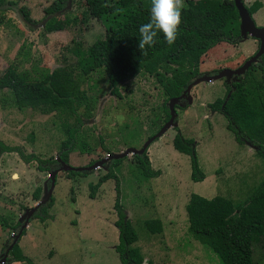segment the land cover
Listing matches in <instances>:
<instances>
[{
  "label": "rangeland",
  "instance_id": "rangeland-1",
  "mask_svg": "<svg viewBox=\"0 0 264 264\" xmlns=\"http://www.w3.org/2000/svg\"><path fill=\"white\" fill-rule=\"evenodd\" d=\"M54 1L64 2V10L57 15L64 25L44 35L40 25L22 22L13 8L7 4L0 6V75L8 66H14L18 73L26 72L30 80H35L43 70L71 67L88 108L81 106L76 110L83 122L76 147L68 153L67 165L95 166L85 176H71L58 169V163L50 193L53 202L47 208L52 219L39 221L27 215L36 204L31 194L36 186L48 190L51 172L39 171L34 161L22 162L14 152L0 153V264H5L1 260L7 256L6 251L21 228L24 233L19 237L18 246L32 264H120L114 251L118 235L113 224L116 219L112 208L114 181L105 180L94 198L88 196V184L95 183L105 172V161L97 165L99 160H106L111 154H123L129 148L137 150L158 131L164 124L162 101L165 95L155 79L146 73H139L123 83L118 98L109 93L100 70L87 74L79 71L77 64L83 57L82 52L104 36L107 23L118 13L94 18L82 0H5V3L25 6L29 19L39 21L44 8ZM103 1L110 5L117 0ZM252 1L243 0V3L247 6ZM251 17L254 21L256 13ZM254 24L264 25L260 20ZM255 46L256 41L251 37L236 44L222 41L205 52L198 71L203 75L214 74L224 67L232 69L235 62L248 57ZM210 86L202 81L195 84L193 93L189 90V96L194 95L193 109L184 112V108H174L179 132L198 142L195 151L199 167L205 174L203 180L190 181L187 155L171 145L175 134L172 127H167L146 150L151 163L160 165L162 174L144 177L134 165L131 153H126L114 167L120 182V204L136 233L132 246L143 258L142 264H221L210 249L187 231L182 208L187 194L192 189L201 192L203 188L206 193L199 195L206 198L220 195L236 205L245 200L264 175V161L255 149L235 142L232 135L224 131L223 124L205 115V103L213 91ZM185 101L186 97H182L178 103ZM195 113L198 115L196 122ZM63 120L64 115L56 111L42 113L37 108L18 109L11 103L8 90H0V140L5 145L16 146L25 154L33 153L43 159L55 158L64 138ZM66 121L71 124L73 118L68 117ZM98 136L108 152L100 147ZM156 179L159 181L154 182ZM155 184L171 192L166 189V194H158ZM43 196L44 193H40V198ZM72 196L75 197L73 202ZM154 218L160 221L161 230L150 233L143 223ZM261 251H264L261 246L253 248L255 264H264ZM8 264L26 263L13 261Z\"/></svg>",
  "mask_w": 264,
  "mask_h": 264
},
{
  "label": "trees",
  "instance_id": "trees-1",
  "mask_svg": "<svg viewBox=\"0 0 264 264\" xmlns=\"http://www.w3.org/2000/svg\"><path fill=\"white\" fill-rule=\"evenodd\" d=\"M82 1L94 18L100 19L107 14L116 15V13L119 16L113 17L112 22L107 23L102 38L94 40L82 52L83 57L77 64L80 67L79 71L87 74L90 71L100 70L105 76L109 93L118 98L120 97L119 88L126 81L139 73L152 76L165 95L162 101L163 122L169 118L168 100L179 97L189 82L200 75L198 71L200 57L209 48L222 41L236 44L242 39L239 32V15L233 0H186V8L182 10L181 24L175 43L168 45L164 41L163 34L158 33L157 43L151 47L146 46L147 54L143 55L138 48L140 35L138 29L149 20L150 0H117L110 5H105L103 0ZM3 4L13 8L26 22L36 25L43 22L41 26L43 35L60 30L64 25V21L55 16L64 8L62 1H54L45 7L42 19L39 21L29 19L25 6L0 0V6ZM243 6L251 17L261 3L254 0L248 6L244 4ZM258 44L259 42L257 46ZM262 54L242 75L233 76L228 82H224L223 96L214 99L207 106L224 117L226 129L232 133L235 142L247 143L264 161ZM253 69L260 71L259 80L253 79L251 73ZM23 73H18L14 66H8L0 75V90L3 88L8 90L11 103L18 109L31 107L37 108L42 113L49 111L62 113L64 120L61 122V127L64 138L59 143L55 158L43 159L33 153L25 154L20 148L5 145L1 140L0 153L14 152L22 162L34 161L39 171L51 172L57 167L58 161L68 164V153L76 147L79 127L83 122L76 110L81 106L88 108L85 95L79 89L71 67L59 66L52 70H43L40 77L35 80H30L26 72ZM176 107L184 108L185 106L174 105V108ZM68 117L73 118L71 124L66 121ZM172 128L175 129V134L171 145L176 151L187 155L190 168L189 179L192 182L203 180L205 174L197 161L194 140L183 137L176 125ZM98 141L100 147L108 152L99 136ZM80 144L84 146L82 140ZM146 150L147 148L139 154H132L134 165L139 168L144 177H157L160 171L151 167ZM123 158L125 157L110 158L103 164L105 172L97 177L95 183L88 184V196L93 198L97 188L105 180L114 181L115 195L112 208L116 219L113 224L118 231L114 251L117 253L120 264H142L143 258L132 246L136 240V233L120 204V182L114 172V167ZM88 173L89 171L78 170L66 172L71 176H85ZM40 193L41 187L36 186L31 194L32 199L37 201ZM70 200L74 201L73 196ZM52 202L50 195L44 204L33 211L31 218H37L39 221L52 219L47 212ZM184 210L188 233L210 249L221 264H255L253 248L261 246V249H264V175L241 203L233 205L229 199L220 195L206 198L190 193ZM143 224L150 233L161 230L160 221L157 219L144 220ZM23 233L24 229L14 236V241L6 251L7 256L3 261L5 264L13 261L32 264L18 246L19 237ZM260 255L264 259V251H261Z\"/></svg>",
  "mask_w": 264,
  "mask_h": 264
},
{
  "label": "water",
  "instance_id": "water-1",
  "mask_svg": "<svg viewBox=\"0 0 264 264\" xmlns=\"http://www.w3.org/2000/svg\"><path fill=\"white\" fill-rule=\"evenodd\" d=\"M233 2H234L235 7L237 8L238 15H239V32H240V35L242 36V38H245L246 36H250L259 42L256 52L254 54H252L250 57H248L240 66H238L235 69H222L219 72H217L216 74L202 75L200 77H196L193 80H191L189 82V84L185 87V89L183 90L182 94L179 97L171 98L168 100V102H167L168 103V110H169L168 120L165 121L164 124L158 129V131L155 134H153V136L149 137V139H147L146 142L139 149L136 150L133 148H129L123 154H120V155H112L111 154L108 156V158L106 160H104V159L99 160L97 165H101V163L103 161L106 162L110 158L124 157L126 153H131V154L141 153L145 148H147V146H149L150 142H152L155 138L159 137L165 131V129L167 127L174 126L175 125L174 118L176 116L174 105L184 106L185 103L190 102V97L188 96V90L192 84L196 83L199 80H209V79H212L215 77H220L223 75L226 76V82H227L233 76L242 75L251 63H254L257 61L258 57L264 51V28L255 26L252 18L248 15L247 11L245 10V8L243 6L244 3L242 0H233ZM64 8L61 11L57 12L55 14V16H57L60 12H62L64 10ZM19 18L22 22H26L22 19V17L19 16ZM42 24H43V22H40L37 25L42 26ZM182 97H186V101H185V103L180 104V103H178V100ZM58 163H59L58 169H60L62 171H68V170L90 171L95 166V164H93V165L88 166V167H71V166H68L67 164L60 162V161H58ZM61 165H63V166H61ZM54 176H55V169H54V171L53 170L51 171V176H50L51 180H50L48 190H44L43 198L38 200L36 202V204L33 206V208H31V210L29 212H27L28 217L32 215L33 211L36 208H38L40 205L44 204L47 201V199L49 198L50 193H51V189L53 187ZM24 222L26 224L27 219L24 220ZM1 261H4V257L2 258Z\"/></svg>",
  "mask_w": 264,
  "mask_h": 264
},
{
  "label": "clouds",
  "instance_id": "clouds-1",
  "mask_svg": "<svg viewBox=\"0 0 264 264\" xmlns=\"http://www.w3.org/2000/svg\"><path fill=\"white\" fill-rule=\"evenodd\" d=\"M184 8L185 0H150L149 20L138 29V48L143 55L147 54L146 46L157 43L158 33L163 34L168 45L175 43Z\"/></svg>",
  "mask_w": 264,
  "mask_h": 264
},
{
  "label": "crops",
  "instance_id": "crops-1",
  "mask_svg": "<svg viewBox=\"0 0 264 264\" xmlns=\"http://www.w3.org/2000/svg\"><path fill=\"white\" fill-rule=\"evenodd\" d=\"M243 1V0H242ZM254 1V0H253ZM252 1V2H253ZM257 1H259V0H257ZM251 2V3H252ZM260 3H261V6L254 12V13H252V15L253 14H255L256 13V19H255V17H253L254 18V21H257V20H260L262 23H264V1H259ZM248 6V5H247ZM262 10V11H261ZM252 18V17H251ZM253 20V19H252ZM253 21V22H254ZM256 26V25H255ZM262 26H264V25H262ZM262 26H257V27H262ZM262 28H264V27H262ZM247 37H250V36H246L245 38H242L241 40H240V42H242V41H244V40H246V38ZM252 38V37H251ZM255 41H256V46H255V50L258 48V46H257V40L255 39ZM239 42V41H238ZM255 50L254 51H252L251 53H250V55L248 56V57H250L254 52H255ZM204 57H206V53H205V55H202L201 57H200V59H204ZM248 57H246V58H243V59H241V60H239V61H236L235 62V66H240ZM201 63V60L199 61V64ZM237 63V64H236ZM234 66V68H232V69H235L236 67ZM223 68V67H222ZM220 69V68H219ZM223 69H226V67H224ZM231 69V68H230ZM220 70H222V69H220ZM219 70V71H220ZM218 71V72H219ZM217 73V72H216ZM216 73H214V74H216ZM251 73H252V77H253V79L254 80H259V77H260V71L258 70V69H253L252 71H251ZM203 75H213L212 73H209V74H203ZM200 76H202V75H199V76H197V77H200ZM202 81H204L205 83H209L211 86L210 87H213V85H212V83H214V82H216L214 85V87H213V91L211 92V94H210V96H209V99H208V101H207V103H205V107H206V109H207V111L205 110L204 111V113H205V115H207L208 117L209 116H211L212 118H214V119H216V120H218V122L220 123V124H223V129H224V131L226 132V121H225V119H224V117L221 115V114H219L218 112H216V111H212L211 109H209L208 108V106H207V104H209V103H211L214 99H216V98H221L222 96H223V94H224V92H225V87H224V82H226V76H220V77H215V78H212V79H209V80H199V81H197L196 83H194V84H192L191 86H190V88H189V90L191 89V92L193 93L194 91H192L193 90V87L195 86V84H197V83H199V82H202ZM228 82V81H227ZM189 90H188V96H189ZM190 97V102L189 103H185V107H184V109H183V111L185 112V111H187V110H189V109H193V107L191 106L192 105V101H193V97H194V95L192 94V96H189ZM191 115H193V113L191 112ZM197 118H198V115H196V113H195V115H194V119H195V122L197 121ZM175 125H177V121H175ZM225 125V126H224ZM170 127H172V126H170ZM228 131V130H227ZM229 132V131H228ZM227 133V132H226ZM231 135H232V133L231 132H229ZM229 133H227V135H230ZM229 137H231V136H229ZM232 138H233V135H232ZM246 145H247V143H245ZM195 145H198V142H196L195 141ZM247 147H249V145H247ZM149 160H150V162H151V160L152 159H150V155H149ZM168 165V164H167ZM151 167L153 168V169H156V168H158L159 169V167H160V165L157 163V164H152L151 163ZM201 170H202V168H201ZM159 171H160V169H159ZM163 173V171L161 172L160 171V174H162ZM162 176V175H161ZM157 181H159V179H156L154 182H157ZM191 181V180H190ZM156 186H154V188L156 189V191L157 192H160V193H158V194H166L167 193V191H166V189H168V191H170L171 192V190L169 189V188H163V187H159L157 184H155ZM41 187V193L43 192L44 193V188H42V186H40ZM169 187V186H168ZM99 190V189H98ZM204 190L205 189H203V188H201L200 189V191L202 192V194H203V192H204ZM201 192H199L198 190H196V189H192V191L190 192V193H196V194H198L199 195V193H201ZM98 193V192H97ZM97 193H96V195H95V197L97 196ZM189 193V194H190ZM206 192H204V194H205ZM189 194H187L188 196H189ZM172 196V195H171ZM188 196L186 197V199H185V201L187 202V200H188ZM170 197V196H169ZM74 198V200H75V197H73ZM94 198V197H93ZM41 198L39 197V199L38 200H40ZM37 200V201H38ZM36 201V202H37ZM184 201V203H183V205H182V208H184V205L186 204V202ZM182 211H183V209H182ZM185 211V210H184ZM184 215V214H183ZM186 215V214H185ZM156 217V216H155ZM154 219H157V218H154Z\"/></svg>",
  "mask_w": 264,
  "mask_h": 264
},
{
  "label": "flooded vegetation",
  "instance_id": "flooded-vegetation-1",
  "mask_svg": "<svg viewBox=\"0 0 264 264\" xmlns=\"http://www.w3.org/2000/svg\"><path fill=\"white\" fill-rule=\"evenodd\" d=\"M232 78V77H231Z\"/></svg>",
  "mask_w": 264,
  "mask_h": 264
}]
</instances>
